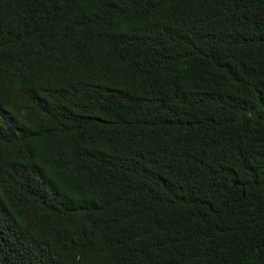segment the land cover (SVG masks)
<instances>
[{"label": "trees", "instance_id": "1", "mask_svg": "<svg viewBox=\"0 0 264 264\" xmlns=\"http://www.w3.org/2000/svg\"><path fill=\"white\" fill-rule=\"evenodd\" d=\"M0 264H264V0H0Z\"/></svg>", "mask_w": 264, "mask_h": 264}]
</instances>
